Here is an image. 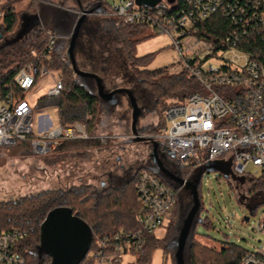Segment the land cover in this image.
Returning a JSON list of instances; mask_svg holds the SVG:
<instances>
[{"label":"built area","instance_id":"1","mask_svg":"<svg viewBox=\"0 0 264 264\" xmlns=\"http://www.w3.org/2000/svg\"><path fill=\"white\" fill-rule=\"evenodd\" d=\"M175 1L159 0L153 7H145L135 0H116L110 11L124 25L151 28L166 36L175 53L172 66L200 87L183 102L167 104L165 125L149 142H160L169 157L188 163L193 170L214 162L227 165L230 185L246 188L242 201L250 197L253 185H264V0H185L181 7ZM216 15L226 17L231 29L222 37L205 38L200 29ZM57 40L47 33L43 51L33 54L37 68L33 64L23 67L14 77V89L7 86L0 93V149L29 141L34 155L47 157L62 142L95 140L104 145L110 140L89 135L80 124L34 133V107L25 95L43 77L53 74L57 78L45 97L62 92L60 75L45 65L52 59ZM259 41L262 51H250L246 46ZM249 166L255 169L254 175L246 173ZM134 189L140 208L138 229L97 240V249L88 252L95 264H118L122 255L138 252L145 237L164 226L176 205V192L147 171L139 172ZM261 196L264 191L253 197ZM257 232L264 237V218ZM24 237L20 231L0 230V264H25L19 249ZM241 264H264V250L249 252Z\"/></svg>","mask_w":264,"mask_h":264},{"label":"trees","instance_id":"2","mask_svg":"<svg viewBox=\"0 0 264 264\" xmlns=\"http://www.w3.org/2000/svg\"><path fill=\"white\" fill-rule=\"evenodd\" d=\"M175 2L181 7L185 0ZM82 10L87 12L88 8ZM141 28L143 27L138 25H123L117 19H109L103 26L92 28L84 18L74 42V57L77 70L95 75L104 86V82L110 78L112 73L108 66L107 53L109 52L106 51L108 41L104 38L112 35V32L115 33L116 40L121 46L119 55L123 57L122 66L124 67H120L124 69L122 75L128 79L127 82L132 87L138 86L136 90L141 92L144 98L143 103L141 101L142 105L156 112L157 124L150 131L153 136H156L165 125L163 114L167 107L166 101L181 103L191 94L198 92L200 87L185 73L175 75L168 74L167 69L147 70L146 66L152 61V57L150 55L136 57V42L132 40ZM230 29L228 19L222 15H216L204 22L200 32L205 38L210 35L222 37ZM22 33L28 35L27 43L17 45V38L13 39V42H5L8 48L0 53V93L2 94L6 92L5 87L7 86L14 89V77L23 67L33 64L37 68L38 62L33 54L37 56L42 52L47 33L53 35L55 33L47 25H42L37 11L32 14H19L14 7L0 3V42L5 38L4 36H18ZM253 44L246 45L250 51H255V48L263 50L262 42L259 41L258 45ZM116 51L114 50L113 54ZM116 56L119 57L118 52ZM45 65L50 71L60 75L63 90L57 97L39 99L34 109L54 108L58 113L59 125L67 127L80 124L84 126L89 135H93L100 114L111 108V104L97 95L96 83L93 79L74 74L68 53L58 48L57 43L51 61ZM127 69L129 74L126 72ZM109 86L110 90H104V92L109 93L118 88L110 84ZM105 87L108 86L105 84ZM136 100L139 102V99L135 97V102ZM155 143L157 151L163 150L162 144ZM95 146H100L95 140L62 142L55 153L56 156L64 158L69 151ZM15 147H23L26 151H31L29 141L17 144ZM166 159V162H161L162 166L175 177L195 183L199 198L201 177L199 181L197 179L201 174L200 171L196 172L190 167H183L168 155ZM141 171L152 173L163 184L172 188L176 192L177 200L163 239H156L154 234L146 236L141 249L138 252H131L136 257L134 264H151V252L157 248H161L170 257L172 264H176L174 261L176 242L183 221L192 207V197L190 193L185 194L186 189L163 176L154 163L152 166L138 168L122 184L112 183L113 180H110L108 186L103 187L101 191L93 186L81 185L60 190H44L29 197L0 201V230H16L25 234L19 244L25 264H51L50 257L40 251V226L52 211L60 208L69 209L74 217L84 222L90 229L92 238L89 253H91L97 249V240H109L116 235L135 232L138 229L136 217L140 208L134 185ZM257 191H264V185H253L248 195L254 196ZM201 211L200 204L185 244L184 264H241L249 253L248 251L226 243L216 250L198 239L197 226H207L206 220L199 218ZM80 264L95 263L87 254Z\"/></svg>","mask_w":264,"mask_h":264},{"label":"rangeland","instance_id":"3","mask_svg":"<svg viewBox=\"0 0 264 264\" xmlns=\"http://www.w3.org/2000/svg\"><path fill=\"white\" fill-rule=\"evenodd\" d=\"M101 2L100 0H0L1 5H10L19 14H32L37 11L42 25L51 28L58 38L57 47L67 53L75 25L82 16L92 28L103 26L109 19H117L110 14L116 0H101ZM83 8H88V11L85 12ZM4 37L5 41L3 39L0 42V53L8 48L5 42H13V39L17 38V45H24L27 43L28 35L22 33L18 36ZM104 40L108 41L106 51L109 52L108 66L112 73L104 82L103 90H110V84L117 86V89L129 91L134 99L135 97L139 99V102L136 100L137 135H133L131 131L132 108L128 97L119 94L116 96L117 103L100 114L95 126L93 136L110 139L104 145L99 144L97 149L86 152L75 151L66 158L56 156L55 152L50 156L40 157L23 147L0 149V201L29 197L44 190H60L81 185L93 186L101 191L103 187L108 186L110 180H113L112 183L122 184L138 168L153 165V146L149 142V137H153L150 131L157 124L156 112L142 105L144 98L142 93L136 90L138 86H133V90L132 85L127 82L128 79L122 75L124 69L120 67L123 64V57L119 55L121 46L116 40L115 33L112 32V35ZM132 40L136 42V57L148 55L152 57V61L146 66L147 70L167 69L168 74L181 73L172 66L175 53L166 36L157 35L151 28L143 27L132 37ZM114 50L117 51L113 54ZM117 52L119 57L116 56ZM126 72L129 74L128 69ZM56 78L55 74L43 77L39 85L25 95L29 104L34 107L39 99L45 97ZM105 84L108 87H105ZM172 103L175 101H166V104ZM32 124L35 134L41 129L50 130L58 127L57 110L34 109ZM139 136L144 141H138ZM156 154L160 162L167 161V154L163 150H158ZM181 165L188 167V163ZM246 173L254 175L255 169L249 166ZM259 177V173L255 175L256 179ZM244 191L246 188L234 189L230 186L222 174L204 171L199 184V201L202 207L199 218L206 220L207 226L199 225L196 228L198 239L203 244L216 250H219L223 243L236 245L248 252L264 250V237L257 232L258 224L264 218V197L250 196L241 201ZM188 193L187 190L185 194ZM246 217L249 218L247 223L244 222ZM168 223L169 219L162 228L154 232L156 239H163ZM135 258L133 253H126L121 256L118 264H134ZM150 259L151 264H172L170 257L161 248L153 250Z\"/></svg>","mask_w":264,"mask_h":264},{"label":"water","instance_id":"4","mask_svg":"<svg viewBox=\"0 0 264 264\" xmlns=\"http://www.w3.org/2000/svg\"><path fill=\"white\" fill-rule=\"evenodd\" d=\"M158 1L159 0H135V3L140 6L153 7ZM173 2L174 0H167L168 4H172ZM83 19L84 16H82L77 21L68 48V57L72 70L77 76L93 79L96 83L97 95L111 105L117 103V95H126L132 107L131 131L133 135H137L135 125L137 121L138 110L135 99L131 93L123 89H117L109 93L104 92L103 86L101 85V80L98 77L95 75L82 73L76 68L73 54L74 42L78 35ZM138 141H144V139L139 138ZM151 143L153 146L152 159L158 171L174 184L188 190L192 197V207L183 221L179 237L176 242V252L174 256V261L176 264H184L183 255L185 244L200 207L197 185L191 180H182L169 173L157 158V144L155 142ZM199 171L201 174L197 179L198 181L204 171L207 173L218 172L226 179L228 177V167L221 162L208 164L204 167V169H200ZM244 222H248V217L244 218ZM91 238L92 235L88 226L78 218L74 217L71 210L65 208L56 209L49 213L40 226V251L50 257L51 264H80L89 252Z\"/></svg>","mask_w":264,"mask_h":264},{"label":"crops","instance_id":"5","mask_svg":"<svg viewBox=\"0 0 264 264\" xmlns=\"http://www.w3.org/2000/svg\"><path fill=\"white\" fill-rule=\"evenodd\" d=\"M41 130H43V129H41ZM40 131V130H39ZM97 148H99V146H95V147H90V148H86V149H82V150H78V152H86V151H88V150H94V149H97ZM72 152H75V151H69V153L66 155V156H68L69 154H71ZM66 156L64 157V158H66Z\"/></svg>","mask_w":264,"mask_h":264}]
</instances>
